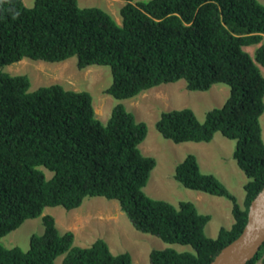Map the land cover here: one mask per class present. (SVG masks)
I'll return each instance as SVG.
<instances>
[{
    "label": "trees",
    "instance_id": "1",
    "mask_svg": "<svg viewBox=\"0 0 264 264\" xmlns=\"http://www.w3.org/2000/svg\"><path fill=\"white\" fill-rule=\"evenodd\" d=\"M122 22L99 6L79 0H0V264H134L130 252L114 254L105 239L75 245L47 207H81L89 197L117 200L134 227L192 251L155 249L150 264H211L248 221L252 200L264 187V1L124 0ZM254 55L245 49L257 46ZM76 57L79 69L109 66L106 92L130 99L164 83L186 80L192 91L224 83L230 94L200 121L192 108L162 112L156 122L175 143L211 142L220 132L236 140L233 153L246 173L245 208L226 184L201 170L195 154L175 169L183 186L233 203L234 223L215 238L206 233L211 214L192 201L175 205L145 191L157 165L141 144L148 125L123 102L107 122L97 117L87 90L61 84L32 90L28 74L5 67L24 58L63 62ZM52 173L47 176L46 171ZM42 218L45 230L30 248L7 247L2 238L27 219ZM264 264V245L247 264Z\"/></svg>",
    "mask_w": 264,
    "mask_h": 264
},
{
    "label": "rangeland",
    "instance_id": "2",
    "mask_svg": "<svg viewBox=\"0 0 264 264\" xmlns=\"http://www.w3.org/2000/svg\"><path fill=\"white\" fill-rule=\"evenodd\" d=\"M36 1L24 0V3L28 7H33ZM137 1L139 0L135 2ZM79 3L81 6L102 7L121 23V9L127 2L79 0ZM259 45L248 46L245 49L254 55ZM77 62L76 57L55 63L24 58L6 66L4 70L14 75L28 74L32 79V90L40 86L61 84L67 89L89 91L93 96L97 117L104 122L109 119L113 107L118 102H123L128 110L135 113L139 121H144L148 125V134L141 146L145 155L156 158L157 165L152 170L145 187L147 194L175 205L183 200L194 202L201 213L211 214V220L206 226L209 237L215 238L222 227H230L235 221L232 201L183 186L175 179V169L188 154H195L201 170L204 173L214 174L223 181L244 209L245 184L249 179L233 156L236 140L218 132L211 142L175 143L163 137L156 128V122L162 112L186 107L192 108L199 120L204 121L209 110L221 107L225 103L230 94V87L224 83H217L207 91H192L187 88L186 80L181 79L177 82L161 84L136 97L118 100L106 92L113 80L109 66L91 65L79 69ZM262 72L264 74V67ZM261 124L264 139V116ZM46 173L48 177L52 176V173L48 171ZM44 214L55 217L56 225L62 233L72 231L75 234V245L89 246L102 238L108 242L114 254L130 252L135 264H150V253L155 249L174 248L180 252H194L191 245L167 243L158 236L137 230L121 210L117 200L89 197L77 209L67 210L62 206L47 207ZM44 230L41 217L27 219L23 225L3 237L2 242L10 248L18 246L28 250L32 234H42ZM62 258V256L58 257L55 264H62ZM257 264H263V260L260 259Z\"/></svg>",
    "mask_w": 264,
    "mask_h": 264
},
{
    "label": "water",
    "instance_id": "3",
    "mask_svg": "<svg viewBox=\"0 0 264 264\" xmlns=\"http://www.w3.org/2000/svg\"><path fill=\"white\" fill-rule=\"evenodd\" d=\"M264 245V187L252 200L242 233L223 247L211 264H247Z\"/></svg>",
    "mask_w": 264,
    "mask_h": 264
},
{
    "label": "clouds",
    "instance_id": "4",
    "mask_svg": "<svg viewBox=\"0 0 264 264\" xmlns=\"http://www.w3.org/2000/svg\"><path fill=\"white\" fill-rule=\"evenodd\" d=\"M123 1H124V0H123ZM126 2H127V1H126ZM134 2H135V1H134ZM260 45H261V44H260ZM260 45H259V46H260ZM259 46H258V47H259ZM259 66H260L261 71H262V68H263L264 66H261V65H259ZM262 73H263V72H262ZM263 75H264V74H263ZM263 115H264V113H263ZM263 115H262V117H263ZM262 117H261V120H262ZM262 128H263V126H262ZM133 262H134V261H133ZM134 264H135V263H134Z\"/></svg>",
    "mask_w": 264,
    "mask_h": 264
},
{
    "label": "crops",
    "instance_id": "5",
    "mask_svg": "<svg viewBox=\"0 0 264 264\" xmlns=\"http://www.w3.org/2000/svg\"><path fill=\"white\" fill-rule=\"evenodd\" d=\"M263 116H264V115H263ZM262 118H263V117H262ZM232 225H233V224H232ZM232 225H231V226H232ZM231 226H230V227H228V228H231ZM218 233H219V232H218ZM217 236H218V235H217Z\"/></svg>",
    "mask_w": 264,
    "mask_h": 264
}]
</instances>
